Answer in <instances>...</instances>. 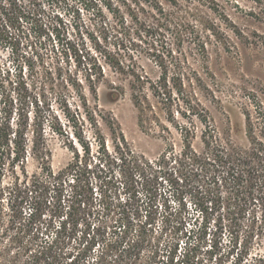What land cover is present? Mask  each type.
Here are the masks:
<instances>
[{"label": "trees", "instance_id": "1", "mask_svg": "<svg viewBox=\"0 0 264 264\" xmlns=\"http://www.w3.org/2000/svg\"><path fill=\"white\" fill-rule=\"evenodd\" d=\"M71 1L0 0V49L10 61L0 62V264H264L260 102L255 114L244 110L243 142L231 138L230 128L223 136L202 108L200 128L170 122L178 147L160 124L158 154L133 149L114 122H99L105 70L66 36L61 11H73ZM100 23L107 39L114 27ZM53 37L60 45L59 54L52 45L54 56L45 46ZM71 55L74 70L66 65ZM108 56V64L128 75L139 116L158 117L154 103L171 112L183 90L180 72L169 76L164 62L154 77L128 72ZM81 118L89 132L77 124ZM53 135L71 152L56 170L48 161ZM29 157L36 172L26 169Z\"/></svg>", "mask_w": 264, "mask_h": 264}, {"label": "rangeland", "instance_id": "2", "mask_svg": "<svg viewBox=\"0 0 264 264\" xmlns=\"http://www.w3.org/2000/svg\"><path fill=\"white\" fill-rule=\"evenodd\" d=\"M71 3L79 9V17H75L76 8L61 11L66 36L75 40L85 54L93 55L105 70V80L98 90V106L104 121L99 122H114L133 149L150 157L164 147L160 124L168 127L169 136L178 147L180 136L170 122H195L200 128L196 113L202 108L223 136L228 135L230 128L229 135L235 142L244 141V110L255 114L258 101L264 110V0H72ZM95 4L102 7L104 17L96 15ZM106 5L116 10L109 11ZM102 20L114 27L113 32L106 33L107 39L100 27ZM74 23L79 29L73 27ZM57 41L56 37L45 40L47 52L52 56V45H56L57 54L60 52ZM109 53L115 62L129 66L128 72L143 70L154 77L160 72L159 62L167 66L169 76L180 72L183 90L174 95L171 112L154 103L158 117L151 111L139 116L131 100L128 75L107 63ZM8 59L7 49H0V62L9 65ZM50 59L54 60L49 58L46 62ZM68 59L66 65L74 70V56ZM110 80L122 88L114 91ZM63 121L68 124L64 118ZM87 122L81 118L77 124L89 132ZM102 128L107 132L105 125ZM49 139L48 161L56 170L66 164L71 152L61 138L53 135ZM192 143L200 149L199 137ZM26 169L29 173L36 172L37 162L29 157Z\"/></svg>", "mask_w": 264, "mask_h": 264}]
</instances>
